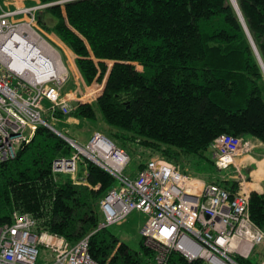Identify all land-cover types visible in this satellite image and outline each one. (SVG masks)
<instances>
[{
    "label": "trees",
    "instance_id": "16d2710c",
    "mask_svg": "<svg viewBox=\"0 0 264 264\" xmlns=\"http://www.w3.org/2000/svg\"><path fill=\"white\" fill-rule=\"evenodd\" d=\"M237 1L264 63V0ZM40 3L54 5L37 13L38 25L76 54L85 82L107 78L94 102L78 104L70 115L58 109L45 114L51 125L68 116L93 122L99 109L109 138L128 140L147 153L138 171L149 160L163 158L232 194L239 190V181L221 175L205 154L222 134L264 143V72L230 0ZM73 152L63 137L40 125L15 158L0 163V227L12 224L16 212L28 213L40 221V231L63 235L72 244L99 227L104 221L100 202L116 180L85 158L86 185L54 175V161ZM199 158L210 162L214 174L209 178L185 167ZM249 211L264 230V184L262 193L250 194ZM141 248L134 251L109 228L90 238V254L101 263L142 264L152 252L143 242ZM202 261L178 252L170 257V264Z\"/></svg>",
    "mask_w": 264,
    "mask_h": 264
},
{
    "label": "built area",
    "instance_id": "2783aa9c",
    "mask_svg": "<svg viewBox=\"0 0 264 264\" xmlns=\"http://www.w3.org/2000/svg\"><path fill=\"white\" fill-rule=\"evenodd\" d=\"M44 7L6 10L0 5V163L15 158L40 125H51L45 114L58 109L70 115L74 110L71 98L62 94L68 69L37 22V13ZM66 141L74 152L54 161V175L68 174L74 184L86 185L87 170L83 178L78 176L79 162L85 158L120 183L100 202L104 221L72 244L63 235L40 231V221L33 215L16 212L12 224L0 227V264H38L41 247L48 251L46 264H108L92 257L90 238L102 228L124 223L134 212L147 216L140 234L152 253L142 264H170L174 252L189 261L241 264L238 259L251 260L257 247L263 257L256 264H264V230L251 218L247 191L232 194L163 158H153L135 177L127 176L130 155L99 131L86 145L69 137ZM251 147L243 137L222 134L210 150L217 168L225 170ZM108 162L117 166L115 172L105 167ZM236 169L234 178L241 185L247 178Z\"/></svg>",
    "mask_w": 264,
    "mask_h": 264
},
{
    "label": "crops",
    "instance_id": "0c3cea01",
    "mask_svg": "<svg viewBox=\"0 0 264 264\" xmlns=\"http://www.w3.org/2000/svg\"><path fill=\"white\" fill-rule=\"evenodd\" d=\"M40 4V0H0V5L3 7V9L6 10H16L23 6L30 7L37 6ZM45 33L53 42L58 43L59 47H63L67 53V63H69V67L61 56L69 72L68 81L62 89L63 96H68L71 98L70 103L74 109L80 103L94 102L102 94L107 78L105 77V81H103V83L94 81L91 84H87L76 64V54L61 40V38L57 34L48 31H45ZM71 77H74L75 88L70 89L68 91L66 89V86L68 85ZM48 106H50V102H48ZM53 122L59 124L65 132H72V136L70 135L72 139L81 144L85 143V145L88 143L94 132L102 131V129L93 125L92 122L75 116H68L62 119H55V121ZM71 127H75L77 132L72 131ZM244 139L251 143L252 149L249 152L240 153V155L236 157L235 165L232 167L233 172H230L229 174L225 175L227 178H234V174H236L234 171L237 167H239L242 173H244L245 177L247 178L245 182H243L241 185L239 184V189L247 191L250 194L252 192L262 193L264 184V143L260 139L251 136L244 137ZM137 172L138 168L135 171L133 177L136 176ZM78 176L81 177L80 168L78 170ZM237 180L240 181L239 179ZM142 226L143 225L135 229L131 227V229L134 230L136 236H138L140 245L143 242V238L140 234Z\"/></svg>",
    "mask_w": 264,
    "mask_h": 264
},
{
    "label": "rangeland",
    "instance_id": "374dc122",
    "mask_svg": "<svg viewBox=\"0 0 264 264\" xmlns=\"http://www.w3.org/2000/svg\"><path fill=\"white\" fill-rule=\"evenodd\" d=\"M44 8H43V10H44ZM39 12H42V11L39 10ZM41 30H43L44 32L46 31L43 28H41ZM47 38L49 39V42L51 43V45L63 57V59L65 60V63L69 67V63H67V53H66L65 49L63 47H59V44L53 42L48 36H47ZM108 64H109V66H111L112 62H108ZM141 69L142 68L139 67V70H141ZM74 88H75L74 77H71L68 85L66 86V89L69 91L70 89H74ZM44 106L45 107H49L48 106V102H44ZM46 117L47 116L44 115L45 119H46ZM102 118H103V116H102L101 111L99 109H97V118L92 123L96 127L102 129V131H99V132H102L103 134H105V130H106L105 128L107 127V125H106V123H104L105 121ZM51 123L55 127L56 130H58L60 132H63V134H65L68 137L72 136V132H65L63 130V128L60 127L59 124H56L53 121ZM71 130L77 132L75 127H71ZM114 140L116 141V144L119 147H124V149L130 155L131 162L128 165V168L126 169L125 173H126L127 176L133 177L135 171L137 170V168L139 166V163L141 161H144V160L147 159V153L145 151H143L138 145H136L134 143H130L128 140L124 141L122 138H114ZM82 145H85V143L82 144ZM205 154H206V156L209 159H212V151L211 150H207ZM195 161L197 162V164H185V167L188 169V171L190 173H192L194 175L195 174L196 175H200V176H202L204 178H209L211 175L214 174V170L212 169L209 161L204 160V159H200V158L195 160ZM79 168H80V176L83 178L84 165L81 162H79ZM230 172H233L232 167L220 171V174L224 175V174H229ZM234 172L237 173V169H235ZM60 175H61V177L63 179L70 178V175H68V174H60ZM116 185L118 186V185H120V183L117 182ZM146 219H147L146 215H144V214H142L140 212H135L132 215H130L128 217V219L124 223L112 225V226L109 227V230L118 239H120V240L122 239L121 241H123L126 244H128L134 251L140 252L142 250V248H141V245H140L139 238H138V236H136L134 230H132L131 227H133L135 229V228L143 225L145 223ZM131 223H132V225H131ZM47 257H48V251L44 247H41L40 248L39 259H38V264H46L47 263ZM262 257L263 256H262V253L260 252V248L257 247L256 250L254 251L253 255L251 256V261L253 263H260L262 261ZM202 264H210V263L208 261H206V260H203Z\"/></svg>",
    "mask_w": 264,
    "mask_h": 264
},
{
    "label": "water",
    "instance_id": "95a60500",
    "mask_svg": "<svg viewBox=\"0 0 264 264\" xmlns=\"http://www.w3.org/2000/svg\"><path fill=\"white\" fill-rule=\"evenodd\" d=\"M230 1H231V0H230ZM231 4L233 5V7L235 8V10L237 11V13H238L240 19L242 20V23H243L244 28H245V30H246L247 36L249 37V40H250V42L252 43V45H253V47H254V49H255V52H256L257 57H258V60H259L260 65H261V67H262V69H263V72H264V63H263V61H262V59H261V57H260V55H259V52H258V50H257V48H256V46H255V43H254V41H253V39H252V37H251V34L249 33V30H248V28H247V26H246V24H245V21H244V18H243L242 13H241V11H240V8H239V6H238L237 4H234L232 1H231ZM45 5H47V6H51V5H54V4H45ZM47 127H49L50 129H52L55 133L59 134V135H60L61 137H63L65 140L68 139V137L65 136V134H63V133H61L60 131L56 130L55 127H53L52 125H48Z\"/></svg>",
    "mask_w": 264,
    "mask_h": 264
},
{
    "label": "bare ground",
    "instance_id": "6f19581e",
    "mask_svg": "<svg viewBox=\"0 0 264 264\" xmlns=\"http://www.w3.org/2000/svg\"><path fill=\"white\" fill-rule=\"evenodd\" d=\"M234 4H237L238 5V1L237 0H231ZM239 6V5H238ZM25 67V66H24ZM26 68V67H25ZM29 68H32L31 66H29ZM105 167H107V169L111 172H115L116 171V168L117 166L114 165L112 162H108L105 164Z\"/></svg>",
    "mask_w": 264,
    "mask_h": 264
}]
</instances>
